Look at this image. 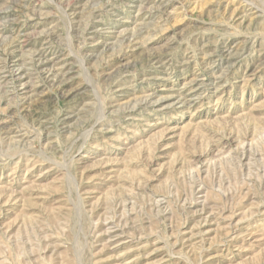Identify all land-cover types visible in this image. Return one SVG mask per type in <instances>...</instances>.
Listing matches in <instances>:
<instances>
[{
	"label": "rangeland",
	"instance_id": "1",
	"mask_svg": "<svg viewBox=\"0 0 264 264\" xmlns=\"http://www.w3.org/2000/svg\"><path fill=\"white\" fill-rule=\"evenodd\" d=\"M0 264H264V0H0Z\"/></svg>",
	"mask_w": 264,
	"mask_h": 264
},
{
	"label": "bare ground",
	"instance_id": "2",
	"mask_svg": "<svg viewBox=\"0 0 264 264\" xmlns=\"http://www.w3.org/2000/svg\"><path fill=\"white\" fill-rule=\"evenodd\" d=\"M39 56H40V55H39ZM41 57H42V56H41ZM7 59H8V58H7ZM18 59H19V58H18ZM38 60H39V59H38ZM3 61H5V59H4ZM15 61H16V60H15ZM22 61H23V60H22ZM43 61H44V60H43ZM45 61H46V60H45ZM23 62H24V61H23ZM39 62H40V61H39ZM40 63H42V62H40ZM16 64H17V62H16ZM1 65H2V64H1ZM3 66H5V65H3ZM20 67H21V66H20ZM3 68H4V67H3ZM15 68H16V67H15ZM15 68H14V69H15ZM7 69H8V68H7ZM16 69H19V68H16ZM21 69H22V68H21ZM24 70H25V69H24ZM39 70H40V69H39ZM6 71H7V70H6ZM10 71H11V70H10ZM10 71H9V72H10ZM12 71H13V70H12ZM19 71H20V70H19ZM36 71H37V70H36ZM2 72H3V71H2ZM14 72H15V71H14ZM23 72H24V71H23ZM27 72H28V71H27ZM15 73H17V72H15ZM10 75H11V74H10ZM12 75H13V74H12ZM19 75H20V74H19ZM20 76H21V75H20ZM24 76H25V74H24ZM24 76H23V77H24ZM56 76H57V75H56ZM17 77H18V76H17ZM21 78H22V77H21ZM13 80H14V79H13ZM55 80H56V79H55ZM13 82H14V81H13ZM21 87H23V86H21Z\"/></svg>",
	"mask_w": 264,
	"mask_h": 264
}]
</instances>
